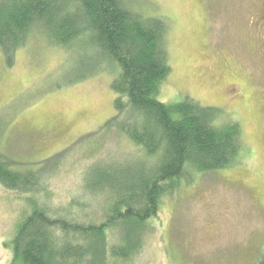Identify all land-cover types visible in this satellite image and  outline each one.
Listing matches in <instances>:
<instances>
[{"label": "rangeland", "instance_id": "rangeland-1", "mask_svg": "<svg viewBox=\"0 0 264 264\" xmlns=\"http://www.w3.org/2000/svg\"><path fill=\"white\" fill-rule=\"evenodd\" d=\"M124 2L166 22L172 68L158 98L175 103L190 97L221 108L225 118L239 122L243 148L234 164L193 172L164 194L141 250L112 264H257L264 259V55L263 38L253 29L260 5ZM117 72L113 63L84 60L78 48L49 42L39 32L13 53L10 65L0 49V150L33 167L62 152L64 162L46 186L52 204L68 203L96 157L120 159L137 150L126 135L103 128L115 112ZM25 196L0 185V264L11 257L6 241L27 206Z\"/></svg>", "mask_w": 264, "mask_h": 264}, {"label": "trees", "instance_id": "trees-1", "mask_svg": "<svg viewBox=\"0 0 264 264\" xmlns=\"http://www.w3.org/2000/svg\"><path fill=\"white\" fill-rule=\"evenodd\" d=\"M35 32L78 48L84 60L118 68L111 85L115 112L103 128L126 135L137 150L120 159L96 157L68 203L60 204L47 200L46 186L64 162L62 152L33 167L0 150V185L26 194L27 205L6 241V264L123 262L141 250L164 194L193 172L235 163L243 148L240 124L190 97L175 103L158 98L172 68L166 22L124 0H0V49L9 65ZM86 49L95 52L93 59L84 56ZM4 127L0 116V134Z\"/></svg>", "mask_w": 264, "mask_h": 264}, {"label": "flooded vegetation", "instance_id": "flooded-vegetation-1", "mask_svg": "<svg viewBox=\"0 0 264 264\" xmlns=\"http://www.w3.org/2000/svg\"><path fill=\"white\" fill-rule=\"evenodd\" d=\"M256 4H259L260 6L258 7L257 5V10L254 11V14L256 16L255 18V26L253 29H256L255 32L260 35V40L263 41V50L262 53L264 55V0H255ZM256 6V5H255ZM262 37V38H261Z\"/></svg>", "mask_w": 264, "mask_h": 264}]
</instances>
